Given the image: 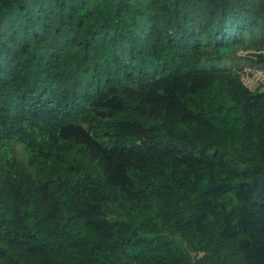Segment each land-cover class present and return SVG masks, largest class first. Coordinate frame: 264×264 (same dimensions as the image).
I'll use <instances>...</instances> for the list:
<instances>
[{"label":"trees","instance_id":"1","mask_svg":"<svg viewBox=\"0 0 264 264\" xmlns=\"http://www.w3.org/2000/svg\"><path fill=\"white\" fill-rule=\"evenodd\" d=\"M247 64L264 0H0V264H264Z\"/></svg>","mask_w":264,"mask_h":264},{"label":"rangeland","instance_id":"2","mask_svg":"<svg viewBox=\"0 0 264 264\" xmlns=\"http://www.w3.org/2000/svg\"><path fill=\"white\" fill-rule=\"evenodd\" d=\"M240 54L243 55L244 52H241ZM236 61L237 60L235 59V63ZM228 66H234V62L230 61ZM241 77L243 82L251 89L264 88V70L251 67L248 64L243 65Z\"/></svg>","mask_w":264,"mask_h":264}]
</instances>
